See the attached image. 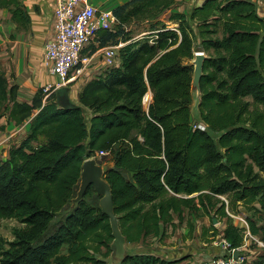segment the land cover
Masks as SVG:
<instances>
[{
  "label": "trees",
  "instance_id": "1",
  "mask_svg": "<svg viewBox=\"0 0 264 264\" xmlns=\"http://www.w3.org/2000/svg\"><path fill=\"white\" fill-rule=\"evenodd\" d=\"M176 1L131 0L113 9L117 24L99 34L102 47L123 44L120 67L84 85L77 109L59 108L43 90L19 103L17 86L0 74V118L16 125L33 118L27 139L0 160V221L22 225L0 246V264H99L95 255L109 253V221L85 202L91 187L56 224L83 163L101 151L114 162L104 180L128 243L157 237L174 214L195 209L226 218L225 240L237 249L244 229L226 209L264 213V18L249 0H206L187 15L170 14L175 31L158 17ZM0 9L18 28L28 23L19 0H0ZM136 21L152 23L142 39L130 30ZM198 51L205 56L197 110L204 131L191 125L194 67L183 64ZM248 227L257 234L254 223ZM121 264L165 263L142 255Z\"/></svg>",
  "mask_w": 264,
  "mask_h": 264
},
{
  "label": "crops",
  "instance_id": "2",
  "mask_svg": "<svg viewBox=\"0 0 264 264\" xmlns=\"http://www.w3.org/2000/svg\"><path fill=\"white\" fill-rule=\"evenodd\" d=\"M130 1L91 0V3L99 10L112 12L114 8ZM205 1L177 0L175 5L165 12L166 15L164 14L163 19L168 18L172 13L187 15L191 9L200 7ZM249 2L256 6L258 16L263 17L264 0H249ZM54 5L55 0H19V8L28 16V23L20 28L13 22L9 9H0V73L5 74L9 86L13 84L17 86L16 100L19 103H29L39 90L51 95L59 87L57 78L51 74L46 76L44 72L46 67L44 46L53 39L56 31ZM175 25L176 27L169 29L176 31L177 24ZM134 39L138 38L134 37ZM94 41L82 51L84 55L81 57L83 61L82 73L69 82L71 87L70 98L74 101H78L80 90L84 85L98 77H104L108 72L102 55L104 48L99 47L93 53L86 51L92 44L95 47L97 46ZM197 53L201 52H196L195 55ZM97 56L100 58V63L96 60ZM183 64L188 63L184 61ZM114 67H120L118 57L115 60ZM79 80L81 84L77 85L76 82ZM197 95L196 92L191 108L193 115L196 116V118L194 117L195 121L201 123L197 111L199 102V95ZM151 100L152 94L148 92L144 102L145 110H147ZM32 119L29 118L23 124L16 125L7 117L0 118L1 161H7L10 150L20 146L30 135ZM32 145L37 146L36 143ZM97 159L103 161L106 172L114 168V162L110 156L107 155ZM125 176L128 177L127 174ZM90 205L93 206L94 204L90 203ZM75 206L76 204H72L73 209ZM190 211L194 213L193 210H184L181 214H174L171 223L161 225L157 237H141L137 243L126 241L122 252L113 249L111 243L109 253L105 255L107 250L102 248L101 252L95 255V259L99 261V264H121L127 256L145 255L158 258L165 264H211L215 257L224 255V247L221 243L218 247H208L207 242H204L201 238L206 220L195 218L193 221V218H189ZM191 223L199 226L192 233L188 229V225ZM211 246H213V243H211Z\"/></svg>",
  "mask_w": 264,
  "mask_h": 264
},
{
  "label": "built area",
  "instance_id": "3",
  "mask_svg": "<svg viewBox=\"0 0 264 264\" xmlns=\"http://www.w3.org/2000/svg\"><path fill=\"white\" fill-rule=\"evenodd\" d=\"M54 7L56 31L53 39L44 46V59L50 74L55 76L62 85H66L82 73L79 68L83 63L82 51L97 38L101 31L112 30L117 21L112 12L99 10L91 3V0H55ZM120 47L122 44L102 50L107 68L114 67ZM192 127L200 131L205 130L202 124ZM107 155V152L101 151L92 159ZM223 244L225 248H229L225 241ZM237 250L240 251L241 248ZM235 252L236 249L230 250L229 257L216 259L212 264H242L241 258H233Z\"/></svg>",
  "mask_w": 264,
  "mask_h": 264
},
{
  "label": "rangeland",
  "instance_id": "4",
  "mask_svg": "<svg viewBox=\"0 0 264 264\" xmlns=\"http://www.w3.org/2000/svg\"><path fill=\"white\" fill-rule=\"evenodd\" d=\"M164 14H165V12L158 17V20L163 22L166 26H168V28L176 27L175 23H171V22L167 23L168 18L163 19V16L166 15V14L165 15ZM151 24H152L151 22L136 21L133 25H131L130 30L133 31V34L135 37H137L138 39H142L143 37L148 35V33H149L148 28L151 26ZM114 31H116V30H113V32ZM95 43L97 44L96 47L92 44L91 46L88 47V49L86 51H90V53H93L99 47L106 48V47L110 46V44L109 45L107 44L105 47L101 46V35L100 34L95 39L94 44ZM83 56L84 55L82 53L81 57H83ZM98 56H97L96 60H98V62L100 63V58ZM187 63L189 65H193V61L187 62ZM79 68H80V70H82V65H80ZM44 72H45L46 76L50 75V70H49L48 65H46ZM0 74H3V73H0ZM3 75L5 76V74H3ZM12 81H14V80H12ZM76 84L80 85L81 84L80 80L77 81ZM193 91H194V96H196L195 89ZM45 94H46L45 98L50 96V94H48V93H45ZM245 100L251 101L250 98H246ZM251 108H253V107H251ZM194 117L196 118V116H194L192 113L191 125L194 126L196 124H201V123L195 121ZM95 160L97 161V163L99 165H101L103 168H105L102 160H100V159H95ZM253 171L258 172L255 168H253ZM258 173L264 179V174L260 173V172H258ZM78 189H79V183L77 185L73 199L76 198V194H77ZM196 196L197 195H193L191 197H196ZM220 198L223 201H227L225 197H220ZM99 199L100 198L93 192V189H90L88 196L85 198V202L88 204H90V203L94 204L93 206L99 207ZM71 203L72 202L70 201L67 204L64 212L60 213L59 216L56 218V224L62 220L61 217L65 213H68V211L73 210ZM254 207H255V209H259V206H257V205H254ZM193 211H194V213H192V211H190L191 212L190 213L191 215L189 216L190 219L193 218V221L195 218L198 220L199 219L206 220L205 228L203 225L201 238H202V240H204V242H207L208 247H218L220 243L221 244L223 243V241L226 242L225 237H224V231L226 229V223H227L226 218L221 219L220 217L215 216L213 213H211L210 216H204L201 211H196L195 209ZM226 212L229 215L231 223L234 227H236L238 229H244L242 231L243 240H242L241 246L239 247V248H241V250L238 251L237 250L238 248L236 249V252L238 254L237 258H241V260L243 261L242 264H255L258 261V259H260L261 257H264V213L254 214V211H248L245 208L240 207L239 205H237L236 210L234 212H232L228 209H226ZM249 221L254 223V225L258 228L257 234L253 235L250 233L249 227H248ZM18 227H22V225L19 224V222L17 220L8 219V220L0 221V246H4L6 248V246H5L6 243L12 241V239H13V236H12L13 229L18 228ZM197 227H199V226L195 223L189 224L188 225V229L190 230L189 232L192 233L193 231H196ZM211 243H213V246H211ZM222 246L224 247V255L220 256V257L219 256L215 257L214 261L216 259L227 258L230 256V253H228V251L230 252L229 248H225L224 244ZM105 255H107V253ZM214 261H212L211 264Z\"/></svg>",
  "mask_w": 264,
  "mask_h": 264
},
{
  "label": "water",
  "instance_id": "5",
  "mask_svg": "<svg viewBox=\"0 0 264 264\" xmlns=\"http://www.w3.org/2000/svg\"><path fill=\"white\" fill-rule=\"evenodd\" d=\"M205 56L202 53H197L193 60V77H192V88L196 92L200 93V80L203 74V65ZM58 86L54 90L55 103L59 108L63 110H74L79 108L78 101H74L70 98L71 87L68 84L62 85L58 82ZM106 169L97 164L95 159H89L82 165L79 189L76 194V198L71 200L72 204H77L81 201L86 191L91 187L94 193L100 198L99 208L104 216L107 217L111 229L112 237V248L117 252H122L123 246L126 242L122 235L119 227L118 217L114 212L113 198L110 186L105 182L104 175ZM237 252L234 253L233 258L237 259Z\"/></svg>",
  "mask_w": 264,
  "mask_h": 264
}]
</instances>
